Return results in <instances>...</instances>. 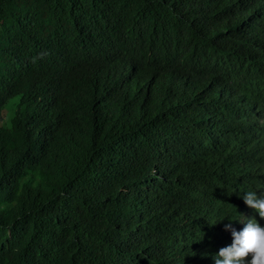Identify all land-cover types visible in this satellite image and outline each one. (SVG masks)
Here are the masks:
<instances>
[{"label":"trees","instance_id":"trees-1","mask_svg":"<svg viewBox=\"0 0 264 264\" xmlns=\"http://www.w3.org/2000/svg\"><path fill=\"white\" fill-rule=\"evenodd\" d=\"M249 191L264 0H0V264H215Z\"/></svg>","mask_w":264,"mask_h":264},{"label":"clouds","instance_id":"clouds-1","mask_svg":"<svg viewBox=\"0 0 264 264\" xmlns=\"http://www.w3.org/2000/svg\"><path fill=\"white\" fill-rule=\"evenodd\" d=\"M242 198L246 205L264 218V197L249 191ZM236 220L243 223L245 218L240 214ZM224 228L231 231L233 239L231 245L220 248L216 253L215 264H264V226L251 218L240 231L231 223L225 224Z\"/></svg>","mask_w":264,"mask_h":264},{"label":"rangeland","instance_id":"rangeland-1","mask_svg":"<svg viewBox=\"0 0 264 264\" xmlns=\"http://www.w3.org/2000/svg\"><path fill=\"white\" fill-rule=\"evenodd\" d=\"M15 99H16V97H11V98H9L7 100V102L4 104V106H3L2 110H1L3 114H6L7 109H8V105L13 103L15 101Z\"/></svg>","mask_w":264,"mask_h":264}]
</instances>
